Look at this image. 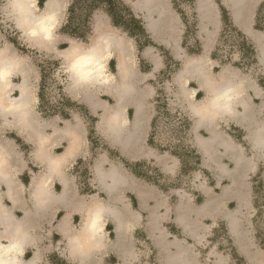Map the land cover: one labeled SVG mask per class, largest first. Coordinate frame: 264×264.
I'll use <instances>...</instances> for the list:
<instances>
[{"label":"rangeland","instance_id":"rangeland-1","mask_svg":"<svg viewBox=\"0 0 264 264\" xmlns=\"http://www.w3.org/2000/svg\"><path fill=\"white\" fill-rule=\"evenodd\" d=\"M22 1L24 9L31 16V20L23 24L24 27L17 23L18 13L14 4H9L10 0H0V54L5 52L4 57L7 59L5 66L9 70L7 77L0 79V97L20 98V86L25 84V97L31 101L28 109L31 129L38 126L37 121L43 120V116L37 112V104L32 103L39 89L41 64L48 66L46 69V80L48 85L50 83L46 89L48 98L59 91L63 96L70 97L73 95L72 86L76 83L71 81V71L67 67L69 51L78 48L80 49L78 52H83L97 44L101 34L106 33L114 41L123 42V51L119 52L116 42H112L109 49L100 54L97 82L78 79L76 82L81 81L79 91L74 92L78 96H88V99L94 97L104 101L117 120L123 119L125 127L118 126L120 121H112L116 128L112 130L108 126L112 131L106 134L104 128L111 122L108 123L105 119L104 110L90 113L96 118L94 122L87 116V121L83 116H79L83 126L87 124L89 128L92 125L95 133L90 137V151L73 158L66 171L75 176L79 189L92 191L98 201H108L118 212H123V206L129 204L132 210L141 214L139 222L131 223L136 228H131L127 232L131 254L134 253L132 257L130 253L125 258L124 254L122 256L112 251L108 253L99 251L95 256L103 258L105 264H159L161 256H166L164 252L166 244L179 241L189 250L197 264H233V255L236 256L233 262L240 261L233 249L238 227L243 231L248 230L249 237L254 239L257 248L264 250V181L257 176L259 169L264 172V163L261 161L264 150H260L264 140L259 136L250 139L245 137V132L230 122H216L215 125L207 122V125H204L206 122L193 115L194 108L198 107L203 96L195 100L190 97L185 99L184 95L180 94L174 74L179 70L181 61L166 54V47L157 40H163L162 34L155 32L154 36L157 39H154L147 33L153 44L142 49L141 67L134 38L122 30H116L103 7L96 8L89 14L85 28L81 26L83 9L78 5V2L84 4L85 0H76L78 2L74 7L72 19L65 30L63 26L68 21V6L72 0H65V4H54L53 13L56 16L48 19L46 35L31 34L33 31L31 24L35 18L45 13L48 0H36L35 7L34 0ZM122 1L142 19L144 26L145 24L148 28L153 26L154 30L164 28L166 18L170 16L166 4H171L173 9L180 16L183 13L187 20L182 23L183 47L193 52L199 48V17L196 4H200L201 0H155L154 4H140L143 0ZM260 16L259 30L264 31V10ZM103 25H107L108 30L102 28ZM71 31L76 35L69 34ZM219 33L214 42L216 60L227 65L239 63V67H249L248 70L245 69L249 76L255 78L262 76L257 56L254 54L251 57L243 56L232 32L225 31L223 35ZM145 40L141 37V43ZM251 48L253 49L252 45ZM153 55L161 56L166 63L165 66L156 68ZM103 82L109 83L102 85ZM115 83L124 84V87L125 84L128 85V91L119 89L121 94H124L121 100H118L113 86ZM188 85L191 87L195 84L189 82ZM258 102L257 99L256 103ZM154 116H157V119L153 130L150 123ZM184 118L189 122L187 131L183 123ZM55 119L57 125H63L62 118ZM258 121L264 122V113L260 115ZM99 123L102 126H99ZM3 124L4 121L0 119V129H5L7 137L15 136V138L10 136L9 139L15 142V148L21 151L18 152L20 157L28 163L27 168L21 170L16 178L28 185L30 178L42 170L31 157L35 147L33 143L19 137L17 126L4 127ZM210 128H215L218 133L221 130V139L216 138ZM151 134L152 144H149ZM230 142L234 146L232 152L226 146V143ZM182 145L195 148L197 152L201 146H205V154L202 153L200 165L196 166L195 161L191 160L186 164L187 168L181 167L180 159L173 152L177 147H183ZM237 151L246 155L247 169L250 164L259 167L258 171L250 169L246 171L243 178L244 182L249 181L252 184L253 205L255 203L252 211L245 204L238 206L235 201H223L220 193L221 187L228 185L229 180L225 177L220 178L222 174L215 169L217 167L215 162H220L219 156H226L220 158L222 168L224 167L226 171L234 170L236 166L230 155L236 156ZM79 158L86 163L85 167L83 166L84 173L76 168L81 165L77 160ZM123 159L146 162L144 170L153 181L148 182L139 177L135 181L141 187L140 200L127 189L132 184L116 194L97 183L95 166L100 165L104 170H111L113 176L112 172L119 168L123 169ZM75 170V173L79 171L81 175L83 174L81 181L73 174ZM125 170L130 172L128 169ZM221 179L223 184L220 182ZM4 189V185L0 184V198L7 203L3 196ZM154 190L157 196H154ZM17 216L20 218L21 213L18 212ZM80 221L78 217L72 228L78 227ZM109 229L111 230V227ZM33 231L40 238L37 249L43 251L54 246L53 250L60 256L67 255L65 241L61 242L53 236L50 222H41ZM107 236L110 242L115 240L112 231ZM239 255L242 256L240 253Z\"/></svg>","mask_w":264,"mask_h":264},{"label":"crops","instance_id":"crops-1","mask_svg":"<svg viewBox=\"0 0 264 264\" xmlns=\"http://www.w3.org/2000/svg\"><path fill=\"white\" fill-rule=\"evenodd\" d=\"M154 1L143 0L140 4H154ZM55 3L65 4V0H55ZM261 4H264V0H201L200 4H196L200 43L195 52L183 47L182 23L184 21L181 18L182 15L180 16L171 4H166L167 13L170 16L166 18L163 29L154 30L153 26L148 28L146 24L144 26L139 16L135 13L134 15L141 20L145 32L151 34V37L157 39L154 36L155 32L156 34L161 33L163 40H157H160L158 42L166 47V54L181 61L179 70L174 74V80L179 92H181L180 94L184 95L185 99L190 97L195 100H199L203 96L198 107L194 108L193 115L195 117L206 122L203 123L204 125H207V122H212L213 125L216 122H230L240 127L245 132V137L250 139L260 135L264 140V122L259 123L258 121L260 115L264 113V86L260 83V79L264 82V31L255 27ZM221 7L226 10L229 22L253 46L254 56H257L259 71L262 75L259 78L249 76L245 72V69L248 70L249 67L243 68L222 62L220 64L213 56L215 52L214 42L217 34L221 33L223 25ZM111 25L116 30L127 33L122 27L113 25L112 20ZM101 27L108 30L107 25ZM128 36L130 35L128 34ZM147 37H149L148 34ZM133 38L135 40V37ZM109 45L101 51L102 54L109 49ZM142 49L137 50L141 67L140 53ZM4 56L5 52H1L0 59L6 63L7 59ZM153 56L157 65L156 68L160 69L165 66L166 63L161 56ZM81 73L74 74L71 72V81H75L76 84L72 86L73 95L66 96L70 102H73V105L65 107L64 113L66 115L60 113L46 114V112L40 111V99L37 91V97L32 103L37 104V112L43 116V120L38 119V126L32 129L29 127L28 110L31 101L24 97L25 101L20 106L17 103L19 98L0 97V119L4 121V127L17 126L19 137H22L24 141L33 143L35 150L31 153V157L34 163L42 168L30 178L28 185L18 181L16 176L21 170L24 171L27 168L28 163L20 157L21 151H17L15 142L9 139L12 135L7 137L5 129H0V184L4 185L3 196L7 201L4 203L0 198V264H62L63 262L65 264H105L103 258L95 256L97 252L105 251L108 253L112 251L122 256L130 253V257L134 254L133 252L131 254L132 249L130 241L127 240V232L131 228H136L131 223L139 222L141 214L132 210L129 204L123 206L122 209L125 211L118 212L108 201H98L93 196L92 191L79 189L75 176L66 171L67 165L73 158L85 155L90 151V137L95 133L92 125L89 128L87 124L83 126L79 116H83L86 121L89 117L94 122L96 118L92 117L90 113L104 110L105 119L108 120V123L109 121H120L118 126L125 127L123 119L117 120L104 101L94 97L88 99V96L75 94L79 91L81 83V81L76 82L78 79L91 81L85 72ZM189 82H193L195 85L190 87ZM106 83L109 82H103L102 85H106ZM257 99L259 100L258 103H256ZM208 105L212 106L213 111H205ZM46 117L49 119H45ZM55 117L62 118L63 125H57ZM98 125L102 126L101 123ZM104 130L106 134L112 131L108 125ZM210 131H213L216 138L221 139V130L218 133L215 128H210ZM12 137L15 138V136ZM60 142L61 144H59ZM226 146L231 152L234 150L231 142L226 143ZM217 148L216 144L215 149L217 150ZM192 149L198 155L200 165L205 146H201L198 152L195 148ZM260 150H264V142ZM221 157L226 156H219L220 162H215L217 165L215 169L220 174L226 175H221L220 178L225 177L229 180V184L220 189L223 201H235L238 206L245 204L252 211L255 207V203L253 205L252 184L249 181L244 182L243 178L246 171L249 169L250 171H258L257 168L259 167L256 168L255 165L251 166L250 164L247 169L246 155L237 151L236 156L230 155L231 161L236 166L235 169L226 171L224 167L222 168ZM128 158L134 159V157ZM261 158L259 157L264 163V155ZM136 162L142 161L123 159V169L119 168L112 172L113 176L111 170H104L100 165L95 166L98 185L105 186V189L111 193L119 194L122 188L124 190L125 187L132 184L127 189L136 199L140 200L142 196L141 187L135 181L139 178H144L148 182L153 180L151 178L148 180L133 172L129 164ZM80 163L81 165L76 166V168L84 173L86 163L83 160ZM143 163L146 167V162L143 161ZM260 170L257 172V176L261 181H264V172ZM75 172L76 170L73 174L81 181L83 174L81 175L79 171ZM222 181L221 179L220 182L222 183ZM154 196H157L156 190H154ZM18 212L21 213L20 218L17 216ZM90 216L91 222L89 221L86 227L84 223ZM78 217L81 221L78 227L73 229L72 224ZM41 222H50L53 236L61 242L65 241L67 248L65 258L53 250L54 246L43 251L37 249L40 238L33 229ZM108 223L110 224L108 225ZM239 228H236V248L232 246L240 261L235 263L233 262L235 259L232 258V263L237 264L243 261V264H264V250L257 248L254 239L249 237L250 232L248 230L243 231ZM110 231L115 235V240L112 242L107 236ZM238 235L242 236L238 237ZM243 236L245 240H243ZM165 247L166 256H161L160 261H158L159 264H197L196 259L194 260L189 250L181 242L171 241ZM32 248L36 249L32 250ZM25 253L27 254L25 255Z\"/></svg>","mask_w":264,"mask_h":264},{"label":"trees","instance_id":"trees-1","mask_svg":"<svg viewBox=\"0 0 264 264\" xmlns=\"http://www.w3.org/2000/svg\"><path fill=\"white\" fill-rule=\"evenodd\" d=\"M77 2L78 1L76 0H72L70 5L68 6V21L63 26L65 30H66L65 27L69 24L70 20L72 19V15L74 13V7L77 4ZM78 5H80V7L83 9V13H82L83 19L81 20V26H84L86 28L87 27L86 22L88 20L89 14L94 9L98 7H103L106 13L110 16L113 25L122 27L125 31H127V33L131 37H135L136 44L139 50H141L144 46L153 44V42L147 37V33L145 32L143 28L141 20L134 15V13L130 10V8L122 0H85L84 4H79L78 2ZM263 10H264V4H261L258 14H257V19H256L257 21L255 25V27L258 29H261L260 27L261 16L260 15ZM221 14H222V19H223V27H222V32L220 35H223L225 31L229 33L232 32L233 38H235L237 44L239 45L241 54L243 56L251 57L254 54V49L251 48L249 41L245 39L243 34L239 30L234 28L233 25L229 22L226 10L223 7H221ZM181 15H182L183 21L187 22L184 14L182 13ZM69 34L73 36L76 35V33L73 31L69 32ZM141 37L146 39L144 43H141ZM216 55H217V51L214 52L213 56H216ZM234 65L239 66V63H234ZM47 67H48L47 64H41V70H40L41 78H40L39 90H38V97L40 99V102H39L40 111L46 112V114L60 113L61 115H66L64 113L65 107L73 105V102H70L65 96L61 94L60 91L57 94H54L53 97L48 98L46 89H48V86L50 85V83L48 85L47 80H46ZM262 81L263 80L260 79V83L264 86L263 84L264 82ZM156 119H157V116H154L151 122V126L153 130L155 128ZM183 123L185 125V130L187 131L189 129V122L184 118ZM148 142L149 144H152V134ZM180 147H177V149L174 150L173 153L177 155L178 158L180 159L181 167L183 169L187 168L186 164L189 163V161L191 160H194L196 166H198L199 159H198V155L195 154L194 150L187 145L181 148ZM80 162H82V160L78 161V163ZM129 165H131V169L136 175L142 176L148 180H151L148 172L144 170L143 162H136L134 164H129ZM233 258H236V256L233 255ZM62 264H65V263L63 262Z\"/></svg>","mask_w":264,"mask_h":264},{"label":"bare ground","instance_id":"bare-ground-1","mask_svg":"<svg viewBox=\"0 0 264 264\" xmlns=\"http://www.w3.org/2000/svg\"><path fill=\"white\" fill-rule=\"evenodd\" d=\"M9 4H14V7L17 9V13H18L17 17H16L17 23L21 27H24L23 24L30 21L31 16H29V13L24 9L23 1L22 0H10ZM54 4H56L55 0H48L47 1L45 13L43 15L35 18L33 20V24H31V27L33 28V31L31 30L32 31L31 34L41 33V34L46 35V33L48 32V25H49L48 22H49L50 18L56 16V14L53 13L55 11L54 10ZM97 41H98L97 44H95L93 47H89L87 50H85L83 52H78L80 49L77 48L74 50L73 49L70 50L69 54H67V63H68L67 67H68L69 71L74 72V74L75 73L82 74L81 72H85V74L87 76H89V80H91V81L94 80L95 82H97V78H99V75L97 73L99 70L100 54H102L101 51H103V49H105L109 44H112V42H116L113 40V38H109L107 33L104 35L101 34V39L100 40L97 39ZM116 44L119 47L120 52L124 50L122 48L123 42L118 41ZM0 62H1L0 68H2L0 70V79L1 78L3 79L5 76L7 77V75H4L3 73L5 71H7V74H8L9 70H8V67L5 66L6 63L3 60L0 59ZM113 86H115L118 100H121L124 94H121L119 89L123 88V89H125L124 92L128 91V85L125 84V87H124V84L123 85L114 84ZM25 96H26L25 84L23 83L20 86V98L17 101V103L20 104V106L23 104L22 102L25 101V99H24ZM205 111H207V112L213 111L212 106L208 105L206 107ZM108 126L111 129L116 128L113 122L109 123ZM258 136L261 139H263V137H261L260 135H258ZM92 217L94 219V216H92ZM89 221L91 222V216L87 218V222L84 223V226L87 227V224L89 223ZM9 224H11V223H9Z\"/></svg>","mask_w":264,"mask_h":264},{"label":"clouds","instance_id":"clouds-1","mask_svg":"<svg viewBox=\"0 0 264 264\" xmlns=\"http://www.w3.org/2000/svg\"><path fill=\"white\" fill-rule=\"evenodd\" d=\"M35 3H36V0H34L33 7H35ZM33 34H35V33H33ZM3 74L7 75V71H5Z\"/></svg>","mask_w":264,"mask_h":264}]
</instances>
